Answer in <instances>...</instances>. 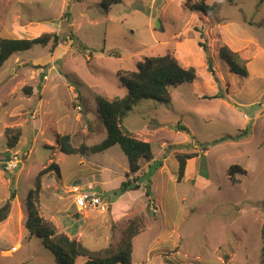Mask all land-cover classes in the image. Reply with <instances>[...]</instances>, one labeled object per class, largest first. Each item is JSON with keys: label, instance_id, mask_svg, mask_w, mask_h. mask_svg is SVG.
I'll return each mask as SVG.
<instances>
[{"label": "rangeland", "instance_id": "374dc122", "mask_svg": "<svg viewBox=\"0 0 264 264\" xmlns=\"http://www.w3.org/2000/svg\"><path fill=\"white\" fill-rule=\"evenodd\" d=\"M101 2L0 0V37L45 32L61 37L56 48L36 45L15 53L0 69V154L3 160L22 158L14 171L6 168L7 160L0 163L11 180L10 198L0 210L9 208V215L18 205L11 221L7 216L0 222L6 235L0 239V264H58L26 227L27 194L52 162L60 176L53 171L43 177L40 213L90 248L118 244L138 216L132 264H263L264 0H207L211 13L187 6L198 0H123L107 10ZM224 45L240 54L247 76L230 71L220 55ZM169 53L183 67L196 68L195 80L173 87L168 103L141 99L122 121L137 138L151 142L162 164L152 175L147 173L153 161L146 160L140 174H129L118 144L88 156L59 151L58 135H70L74 147L104 140L97 96L124 97L128 91L119 73L136 70L148 56ZM180 124L190 133L179 130ZM8 127L21 128L15 148L7 145ZM228 135L240 138L213 143ZM193 152L199 155L188 159L186 176L178 181L177 155ZM232 165L246 170L237 183L228 175ZM127 174L141 176V188L129 192L123 206L109 204L112 189ZM100 182L107 183L102 190L96 188ZM84 191L103 193L106 202L81 210L75 199ZM86 260L80 256L76 264Z\"/></svg>", "mask_w": 264, "mask_h": 264}, {"label": "trees", "instance_id": "16d2710c", "mask_svg": "<svg viewBox=\"0 0 264 264\" xmlns=\"http://www.w3.org/2000/svg\"><path fill=\"white\" fill-rule=\"evenodd\" d=\"M122 1L102 0L100 4L107 10L112 5L119 4ZM198 1L191 4L188 3L187 6L193 11L211 13L212 6L207 0ZM65 15L68 16L69 14L65 13ZM49 43H52V49L56 48L61 43L60 35L58 33L45 32L34 38L0 37V69L15 53L29 50L36 45L47 46ZM201 45L207 50L206 44L202 43ZM220 55L229 66L231 72L240 76L248 75L247 65L238 52L224 45L220 47ZM210 59H208V63L211 69L212 62ZM196 76L197 73L194 66L183 67L173 54L146 57L143 61L138 62L136 70L119 73V78L128 91L124 97L109 100L103 96H97V111L107 129V137L93 145L82 144L80 147H74L71 143L70 135H58L56 141L59 151L67 155L80 154L88 156L104 152L118 144L127 157L129 174L136 175L141 170L140 162L142 160H154V152L151 142L137 138L132 132L123 127L122 121L124 117L141 99H152L163 103L170 102L172 99L171 89L182 83L193 82ZM30 89L31 87L28 86L25 91L28 92ZM178 127L179 130L190 133L188 127L182 124L178 125ZM244 135H247L246 130ZM4 136L7 145L10 148H15L22 136L21 128L8 127L5 129ZM239 138L238 135H228L215 140L213 143L228 139L238 140ZM198 155L197 152L177 155L179 163L178 181H182L186 176L188 159H193ZM161 165L159 160H154L150 164L147 174L152 175ZM59 167L56 162H52L50 166L41 170L35 177L33 187L27 194L28 216L26 227L31 235H36L41 239L43 245L53 252L58 264H76V260L80 256L87 259L86 264H132L133 239L139 234L142 223L138 216L130 221L124 231L122 240L118 244L110 245L106 248L93 249L85 245L83 241L71 238L68 234L58 231L51 221L41 215L40 199L43 190V177L53 171L60 176ZM245 173L246 170L239 165H232L228 170V175L234 183L239 182L238 174ZM129 174H127V181L121 183L115 194L119 195L127 190L140 188L139 179L141 176L137 175L129 178ZM14 196L15 191L11 198H14ZM8 210L9 208L5 206H3V210H0V222L8 216ZM261 262L264 264V246Z\"/></svg>", "mask_w": 264, "mask_h": 264}, {"label": "crops", "instance_id": "0c3cea01", "mask_svg": "<svg viewBox=\"0 0 264 264\" xmlns=\"http://www.w3.org/2000/svg\"><path fill=\"white\" fill-rule=\"evenodd\" d=\"M3 156L4 155H1L0 154V163H2L3 165H4V163L6 162V160L7 159H4L3 160ZM154 160H157L156 159V157H155V154H154ZM154 160H152V161H154ZM152 163V162H151ZM149 164H150V162H149ZM144 165L142 164V162H141V170L138 172L139 174L142 172V170L144 169ZM128 169H129V165H128ZM21 171V170H20ZM19 171V172H20ZM19 172H18V174H19ZM0 173H2V174H0V206L1 205H4L5 204V201L6 200H8L9 198H10V194H9V190H10V183H11V180H9V179H7L6 178V173L0 168ZM137 173V174H138ZM17 174V178H19V175ZM50 177L52 178V181L53 182H56V180L50 175ZM101 183V185H96V188L97 189H100V190H102L103 189V187H106V185H107V183H105V182H100ZM77 187H79V186H77ZM43 188H44V186H43ZM140 188H141V186H140ZM13 190V192L15 191V194H16V189H15V187L12 189ZM117 190V188H115V189H112V191L114 192V195L113 196H111L110 197V201H108L109 202V204H113V205H116V206H123V204H120V201H122L123 199H125V197H126V195H128V193L129 192H132V191H134V190H136V189H130V190H127V191H125V192H123V193H121V194H119L118 196H117V194H115V191ZM138 190V189H137ZM101 192V191H100ZM104 198H106L105 197V195L103 194V193H100ZM115 196V197H114ZM19 197L17 196V194H16V196L14 197V199L12 200V204H17L18 203V201H17V199H18ZM116 198V199H115ZM41 200H43L42 199V195H41ZM111 202V203H110ZM11 204V205H12ZM16 206H18V205H15V206H13V208L10 210V213H9V215H8V217H7V219H8V221H11V219H10V217H14V213H15V207ZM41 208H43V206L41 205ZM27 216H28V214H27ZM27 220V219H26ZM1 223H0V239H2V237H4V236H6L5 234H2V232H1ZM0 246H2V243L0 242ZM15 247H18V245H16Z\"/></svg>", "mask_w": 264, "mask_h": 264}, {"label": "built area", "instance_id": "2783aa9c", "mask_svg": "<svg viewBox=\"0 0 264 264\" xmlns=\"http://www.w3.org/2000/svg\"><path fill=\"white\" fill-rule=\"evenodd\" d=\"M22 162L19 154H14L11 159L7 161L6 168L10 171H14L18 165ZM102 195L95 191H84L76 195L75 203L81 210L93 209L105 203Z\"/></svg>", "mask_w": 264, "mask_h": 264}, {"label": "water", "instance_id": "95a60500", "mask_svg": "<svg viewBox=\"0 0 264 264\" xmlns=\"http://www.w3.org/2000/svg\"><path fill=\"white\" fill-rule=\"evenodd\" d=\"M159 26H161V24H160V23L157 25V27H159Z\"/></svg>", "mask_w": 264, "mask_h": 264}, {"label": "clouds", "instance_id": "9594fccd", "mask_svg": "<svg viewBox=\"0 0 264 264\" xmlns=\"http://www.w3.org/2000/svg\"><path fill=\"white\" fill-rule=\"evenodd\" d=\"M8 161V160H7Z\"/></svg>", "mask_w": 264, "mask_h": 264}]
</instances>
